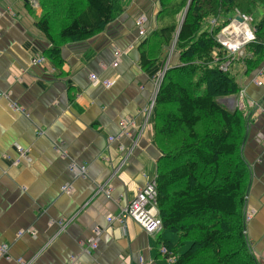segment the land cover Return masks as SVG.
I'll return each mask as SVG.
<instances>
[{
    "label": "crops",
    "instance_id": "1",
    "mask_svg": "<svg viewBox=\"0 0 264 264\" xmlns=\"http://www.w3.org/2000/svg\"><path fill=\"white\" fill-rule=\"evenodd\" d=\"M37 6L0 0V264H167L159 248L175 245L176 235L146 234L129 219L107 221L155 182L161 156L152 142L153 112L144 113L161 64L142 69L136 27L144 17L145 35L155 29L157 0H125L103 33L60 48L59 68L44 55L51 45L36 26ZM39 57L45 61L33 65ZM237 82L244 98L234 108L247 122L241 154L250 173L246 236L264 264V56L249 75L240 69Z\"/></svg>",
    "mask_w": 264,
    "mask_h": 264
},
{
    "label": "trees",
    "instance_id": "2",
    "mask_svg": "<svg viewBox=\"0 0 264 264\" xmlns=\"http://www.w3.org/2000/svg\"><path fill=\"white\" fill-rule=\"evenodd\" d=\"M124 1L37 0L36 26L51 45L44 55L59 68L60 48L103 33L123 13ZM157 2L156 27L138 50L143 70L169 63L155 96L152 142L161 153L155 178L161 231L178 240L160 247L173 264H258L244 220L250 173L241 147L247 122L217 100L237 95L240 69L249 75L263 61L264 0ZM237 14L251 18L254 36L241 56L217 41ZM172 46L175 66L167 57Z\"/></svg>",
    "mask_w": 264,
    "mask_h": 264
},
{
    "label": "built area",
    "instance_id": "3",
    "mask_svg": "<svg viewBox=\"0 0 264 264\" xmlns=\"http://www.w3.org/2000/svg\"><path fill=\"white\" fill-rule=\"evenodd\" d=\"M240 18V22H237L236 20H233L221 33L219 36V43L222 45V47L226 48L231 53H238L241 55L242 49L251 41H253L254 36L252 33V30L250 28L251 18H249L246 15H237ZM144 22V17H140L136 21V27L138 28V34L139 37L143 38L145 37V31L142 29V24ZM215 21H213L212 24H214ZM234 24L240 25L243 27L246 31L243 37L234 38L232 26ZM226 40V42H224ZM234 43V44H232ZM114 60L112 63V67H117L121 53L119 51L114 53ZM45 60L43 57L36 58L32 61L33 65H40ZM169 63L166 62L164 68L160 69V72L152 79L154 90L153 94L150 98L149 104L147 108L144 110V113L146 115H150L151 112L154 110V102H155V96L158 91L159 85L162 81V78L164 76V72L166 71ZM226 69V65L222 67V70ZM90 80L93 82H99L104 87L108 88L110 87L111 83L109 81L103 80L99 81L98 78L95 75H90ZM257 85H261L260 82H257ZM1 94V93H0ZM11 108L15 111H18L19 108L15 103L11 105ZM121 127L124 128L123 124H120ZM110 141H114V138H110ZM19 153L21 157H26L27 154L24 151L19 150ZM70 171L77 173L79 176L85 175V168H77L76 166H70ZM68 187H63L62 191L67 192ZM156 193H155V182L146 184L145 187L140 189L136 196L130 200V202L127 204V206L120 211L118 215H115L112 218H109L107 221L112 222L116 221L118 223H123L125 220L129 219L132 220L134 223H136L145 233L147 234H154L158 233L162 229V223L161 220L158 217V212L156 209ZM245 222L250 220V216L245 215ZM62 225V223H60ZM99 232L97 230L94 231L95 239L90 242L89 247L92 249L96 248V239ZM1 254L3 255L5 252V248L0 249ZM159 254L165 258L167 264H173L175 259L169 255L168 250L165 247H160ZM19 264H24L21 260H18ZM138 264H146L142 259L139 260Z\"/></svg>",
    "mask_w": 264,
    "mask_h": 264
},
{
    "label": "rangeland",
    "instance_id": "4",
    "mask_svg": "<svg viewBox=\"0 0 264 264\" xmlns=\"http://www.w3.org/2000/svg\"><path fill=\"white\" fill-rule=\"evenodd\" d=\"M31 1H36L37 2V0H31ZM123 5H124V3H123ZM37 7H39V6H37ZM238 15V14H237ZM237 15H233L232 16V18L233 17H235V16H237ZM233 21V20H232ZM231 21V22H232ZM230 22V23H231ZM211 23H213V21H211ZM250 25V28H251V23L249 24ZM228 26V25H227ZM226 26V27H227ZM226 27H224L222 30H221V32L226 28ZM220 32V33H221ZM220 33H219V35H218V37H217V41L219 40V36H220ZM219 42V41H218ZM221 45V44H220ZM222 46V45H221ZM173 46H172V48L167 52V57H170L171 56V59H172V56H173V54L171 55V51H173ZM225 50L227 51V53H229V54H237V55H239L240 56V54H238V53H231V52H229L226 48H225ZM165 64H166V62H164V64H163V68H164V66H165ZM234 96H236L237 97V99H236V97H232V96H229V97H226V98H220V99H218L217 100V102H218V104L219 105H221L222 107H225V108H227L228 109V111H230V112H233L234 111V107H235V104L234 103H237V101H238V98H240V99H243L244 98V93L243 92H241V91H239V93L237 94V95H234ZM233 98H234V100H233ZM186 249V248H185ZM184 249V250H185Z\"/></svg>",
    "mask_w": 264,
    "mask_h": 264
},
{
    "label": "bare ground",
    "instance_id": "5",
    "mask_svg": "<svg viewBox=\"0 0 264 264\" xmlns=\"http://www.w3.org/2000/svg\"><path fill=\"white\" fill-rule=\"evenodd\" d=\"M232 27H233L232 28V30H233L232 37H234V38L236 37L239 39L240 37L244 36L246 30L243 27H241L240 25H237V24H234ZM224 42H226V40H224ZM232 44H234V43H232Z\"/></svg>",
    "mask_w": 264,
    "mask_h": 264
},
{
    "label": "water",
    "instance_id": "6",
    "mask_svg": "<svg viewBox=\"0 0 264 264\" xmlns=\"http://www.w3.org/2000/svg\"><path fill=\"white\" fill-rule=\"evenodd\" d=\"M23 1L27 2V0H23ZM235 19H236L237 22H240V18L239 17H235Z\"/></svg>",
    "mask_w": 264,
    "mask_h": 264
}]
</instances>
